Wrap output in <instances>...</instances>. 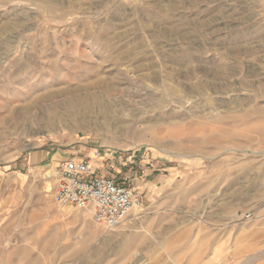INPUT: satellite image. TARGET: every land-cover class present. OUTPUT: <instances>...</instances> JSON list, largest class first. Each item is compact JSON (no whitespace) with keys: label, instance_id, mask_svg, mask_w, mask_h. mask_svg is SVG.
I'll use <instances>...</instances> for the list:
<instances>
[{"label":"rangeland","instance_id":"rangeland-1","mask_svg":"<svg viewBox=\"0 0 264 264\" xmlns=\"http://www.w3.org/2000/svg\"><path fill=\"white\" fill-rule=\"evenodd\" d=\"M71 157L136 218L57 202ZM0 184V264H264V0H0Z\"/></svg>","mask_w":264,"mask_h":264},{"label":"built area","instance_id":"built-area-1","mask_svg":"<svg viewBox=\"0 0 264 264\" xmlns=\"http://www.w3.org/2000/svg\"><path fill=\"white\" fill-rule=\"evenodd\" d=\"M59 183L55 200L79 208H90L93 221L104 228L114 229L142 201L131 187L116 176H97L89 159L71 157L59 166Z\"/></svg>","mask_w":264,"mask_h":264},{"label":"bare ground","instance_id":"bare-ground-1","mask_svg":"<svg viewBox=\"0 0 264 264\" xmlns=\"http://www.w3.org/2000/svg\"><path fill=\"white\" fill-rule=\"evenodd\" d=\"M56 92H58V91H56ZM54 95H55V93H51V94L48 93L47 95L40 96L38 100L39 101H47L48 99H51V97L54 96ZM69 99L70 100L65 101V102H61V101L57 102L56 101V102L49 103L47 107L42 108L40 114H34L33 116H26L25 119L29 120V119L32 118V120L39 121L38 123L40 124V127H43V128H46V129L57 128V125L59 124V122H60L61 125H63L64 122L68 121L67 118L70 115H72L74 112H76L77 110L80 109V104H81V100H82L81 98L78 99V98H73L72 97V98H69ZM25 110H27V109H25ZM220 114H222L221 111H220ZM220 114L218 115L219 119L227 117V115L223 116V115H220ZM240 115L241 114H237L236 113L235 115H232V119H237L238 117H240ZM69 121H70V119H69ZM59 127H62V126L59 125ZM53 174H56V172L53 169H51V168H49L45 172V175L47 177H52ZM90 213L92 214L91 209L90 208H86V210H83L81 212V215L83 217H86V216H88L87 214H90ZM132 213H128V215H127V217L125 219L126 221L125 220L123 221L124 223H126L127 221L130 222L131 220L136 218L137 213L136 212H132ZM130 215H132V216H130ZM129 217H131V218H129Z\"/></svg>","mask_w":264,"mask_h":264},{"label":"crops","instance_id":"crops-1","mask_svg":"<svg viewBox=\"0 0 264 264\" xmlns=\"http://www.w3.org/2000/svg\"><path fill=\"white\" fill-rule=\"evenodd\" d=\"M92 161V160H91ZM93 163V162H92ZM96 163V162H95ZM94 164V163H93ZM1 185V184H0ZM0 190H3V188H0Z\"/></svg>","mask_w":264,"mask_h":264}]
</instances>
